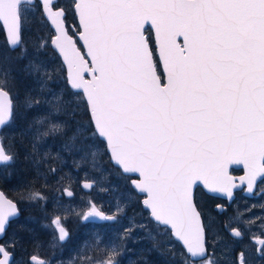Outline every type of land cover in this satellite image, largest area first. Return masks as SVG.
<instances>
[{
    "label": "snow or ice",
    "instance_id": "obj_1",
    "mask_svg": "<svg viewBox=\"0 0 264 264\" xmlns=\"http://www.w3.org/2000/svg\"><path fill=\"white\" fill-rule=\"evenodd\" d=\"M72 8L91 65L65 28L59 0H0V27L12 49L22 44L29 23L52 29L55 34L42 39L37 51L51 46L67 62L70 88L83 90L96 133L106 139L112 158L125 172L142 177L134 183L147 193L143 203L151 216L170 226L189 258L185 264H216L196 188L202 182L208 193L231 199L236 185L227 171L230 164L247 168L241 183L247 180L249 193L258 178L264 179V0H73ZM155 53L166 70L164 82ZM43 67L32 62L28 70L39 73ZM85 72L91 79H84ZM6 86L0 81V127L15 119ZM33 102L26 101L29 107ZM62 131L61 123L51 122L37 139ZM16 159L0 143V165L11 166ZM28 199L46 203L41 191H30ZM91 207L83 219H113ZM18 216L17 205L0 193V239ZM45 227L53 229L55 240L69 235L59 216ZM231 235L243 237L239 229ZM15 244L14 236L0 244V264H15L7 250ZM257 244L264 247V239ZM117 254L113 248L103 264H115ZM29 264L46 262L32 257ZM240 264H246L243 254Z\"/></svg>",
    "mask_w": 264,
    "mask_h": 264
},
{
    "label": "rangeland",
    "instance_id": "obj_2",
    "mask_svg": "<svg viewBox=\"0 0 264 264\" xmlns=\"http://www.w3.org/2000/svg\"><path fill=\"white\" fill-rule=\"evenodd\" d=\"M60 4L66 6L64 0ZM74 19L75 21L71 22L72 29L67 24L66 19L65 22L69 32L75 37L80 46L76 36V33L80 31L76 13ZM41 30V35L33 40L32 48H28L23 43L15 48L19 54L25 53V59L22 60L25 64L29 65L36 62L44 65L41 71L36 74L46 90L47 96L40 99L45 110L37 116L40 119L31 120L30 129L34 124V132L32 130V133L35 134L33 137L36 152L38 151L48 164H56V171L59 172L58 180L60 183L53 201L54 212L51 215H44L45 221L41 222L40 228L47 231L48 227H45V225H50L52 218L59 216L62 218V223H68L72 232L76 231V227H81L83 223V215L86 214L87 210H92L91 206H94L106 215L113 216V220L89 225L83 230L84 236L80 244L83 247L82 251L85 250V246L98 249L97 257L102 264L103 261L109 258L108 250L111 251L113 248L118 253L113 257L115 264L125 262V253L133 251L136 253L140 246L150 252L152 246L142 239L144 236H140L142 232H146L145 227H149L152 231L150 237L153 240V245L158 250L159 256L154 254L153 262L171 264L167 259V249L170 247V249L173 248L174 253L172 260L179 261V264H182L183 261L185 263L186 258L182 255L181 249L178 248L177 241L171 236L169 227L155 223L149 217L148 209L143 207L141 200L145 195H138L139 193L137 194L131 183V180L138 177L124 174L120 168L114 166L111 162L106 142L99 137L94 129L83 93L73 91L67 83L66 68L58 53L51 46L42 51H37L42 39H48L55 34L51 28L45 27L46 31ZM45 70L49 74L47 77L44 75ZM52 86L56 88H52ZM57 97H59V100H57ZM26 101L23 100L20 105L26 108L29 107ZM57 107L60 109L58 113L54 112ZM42 119L43 123H40L39 121ZM51 122L61 123L63 131L55 135L40 136L37 139L38 133L46 131ZM9 125L13 127L12 122ZM70 128H72L71 131H69ZM73 137H75L74 140ZM65 144H72L74 147L66 148ZM92 153H95L94 158ZM8 169H11L10 166H0L1 180L7 177ZM84 179L93 180L96 185L90 191H84L80 185ZM64 188L73 190L74 197H65ZM202 192L201 189L197 190L198 205L203 203L205 199V192ZM28 201L29 199H24V203ZM28 219L31 221L30 217ZM125 230H128L132 235H124ZM132 237L136 239L133 240ZM125 238L138 241L137 245H133L131 240H124ZM118 245L120 247H117ZM123 245L126 246V251H123ZM64 251L65 249H61L60 253ZM164 253L165 256L160 257ZM138 259L133 254L127 264H140ZM74 262L77 264L76 261ZM74 262L69 259L68 254L62 256L56 264H73Z\"/></svg>",
    "mask_w": 264,
    "mask_h": 264
},
{
    "label": "flooded vegetation",
    "instance_id": "obj_3",
    "mask_svg": "<svg viewBox=\"0 0 264 264\" xmlns=\"http://www.w3.org/2000/svg\"><path fill=\"white\" fill-rule=\"evenodd\" d=\"M12 135L13 128L11 125L8 124L2 127L0 137L5 149H7V143L12 139ZM230 172L235 177V182L241 183V180L238 177L243 175L244 170L242 168L233 167ZM202 193H204V191ZM74 195L75 193L68 198H72ZM204 197V202L198 205V209L201 213L203 224L206 226L205 233L208 244V252L209 255L216 261V264H240L241 254H243V259L246 261V264H264V254H262L264 253V247H260L257 244V241L264 239V179H257L251 193L247 191V183L244 182L241 187L233 191L231 199L221 195H207L206 192ZM16 204L19 210V216L11 219L5 239H0V244H5L6 241L11 240L13 236L15 237L16 244L14 250L12 247L7 248V250L12 253L15 264H29L32 257H35L39 261H45L46 264H56L62 256H66L68 254L69 259H71L72 262L76 261L77 264H102L101 260L97 257V254L99 253L98 249L85 246V250L82 251L81 249L83 247L80 243L82 237L84 236V229H86L89 225L103 222H85L83 219L81 227H76V231L73 232L68 226V223H62L69 235L63 241H55L54 237L56 236V233L51 227H48L47 231L40 228L41 222L45 221L44 215L38 214L36 219L30 221L28 219V215L25 214L28 208L25 206L24 200H20L19 202H16ZM217 205H222L224 211L218 209ZM149 217L151 218L150 214ZM26 225H37L42 233L46 232L49 238L52 239V245H50L47 249H44L43 247L41 248L40 244L34 243L36 244L35 248L29 249L28 253L22 257L18 256L19 245H22L24 250L28 249L31 245L28 235L23 237L20 235V229ZM145 228L146 232H142L140 236H144L142 239L152 246V250L148 252L140 246L136 253H134V251L131 253L126 252L125 262L120 264H127L133 254L134 257L139 258L138 262L140 264H157L155 261L153 262L155 258L154 254L157 256L159 255L158 250L153 245V240L150 237V233L152 231H150L149 227ZM232 229H239L243 233V237L235 238L231 235ZM124 235L132 234L129 233L128 230H125ZM131 239L134 240L136 238L132 237ZM131 239L125 238L124 240L128 241ZM133 240H131L132 244L137 245L138 241ZM177 243L179 244L178 248L181 249L184 257L189 259L185 248L178 241ZM117 247H120V245ZM122 247L123 251L127 250L125 245ZM122 247L119 249L121 250ZM61 249H65V251L60 253ZM66 251L68 252L66 253ZM108 252L110 253L111 251L108 250ZM167 254V259L171 262V264L180 263L179 261L172 260V257L174 256L173 248L170 249V247H168ZM164 256L165 253L160 255V257ZM181 263L185 264L184 261ZM73 264H75V262ZM195 264H201V262L196 261Z\"/></svg>",
    "mask_w": 264,
    "mask_h": 264
},
{
    "label": "trees",
    "instance_id": "obj_4",
    "mask_svg": "<svg viewBox=\"0 0 264 264\" xmlns=\"http://www.w3.org/2000/svg\"><path fill=\"white\" fill-rule=\"evenodd\" d=\"M61 2L63 0H59V3ZM64 3L66 4V6H63L66 12L65 19L72 29L71 22L75 21V19L73 20L75 16L72 8L73 1L64 0ZM31 27H38L44 31H46L45 27L49 29L48 26L35 22L26 25L23 31L22 43L28 48L33 47V40L37 38L36 36L32 37ZM53 53L56 54L54 51ZM24 59L25 53L19 54L18 50H12L9 47L4 31L0 27V81L6 80L7 86L4 89L10 93L15 111V119L12 121L13 135L7 143V148L10 153H15L17 156L16 163L10 166L11 169H8L7 177L0 179V185L8 196L18 202L28 199L30 191L36 190L43 193L46 197V203H35L31 200L25 203V206L29 208L25 214L31 220H34L38 214L46 216L53 214V201L60 181L58 180L59 172L49 171V168L57 170V165L48 164L38 151H32V146L35 144L33 137L35 134L32 133L34 124L30 129L31 120L35 121L36 117L45 110L40 99L46 97L47 94L38 75L28 70L29 65L22 61ZM63 74L65 75V73ZM29 97L35 101V103H32L34 105L27 108L22 107L20 103L23 100H28ZM28 153H31L30 158H26ZM33 161L38 163H33ZM47 207L52 210L48 211Z\"/></svg>",
    "mask_w": 264,
    "mask_h": 264
},
{
    "label": "water",
    "instance_id": "obj_5",
    "mask_svg": "<svg viewBox=\"0 0 264 264\" xmlns=\"http://www.w3.org/2000/svg\"><path fill=\"white\" fill-rule=\"evenodd\" d=\"M76 18H77L78 27H79V29H80V31L76 33V36L78 37V40H79V42H80V46H79L78 43L76 42L75 37L69 32L65 20H64V25H65V28H66L67 31H68V34H69V35L73 38V40L75 41L76 47H77V49H79L81 55H83L84 58H85V60L88 61L89 65H91V57H90L89 55H87V45L85 44L84 40L82 39V35H81V33H82V26H81V24H80V22H79V18H78V15H77V14H76ZM2 28H3V27H2ZM3 30H4V33H5V36H6V40L8 41V35H7V33H6V31H5L4 28H3ZM146 35H147V34H146ZM180 39L182 40V38H180ZM7 43H8V42H7ZM16 48H17V47H16ZM11 49H12V48H11ZM55 51L58 53V55L60 56V58H61L63 64L65 65V68H66V75H67V83H68V85H69V82H68V81H69V69H68V66H67V62L64 61L62 55L59 54V52H58L57 50H55ZM156 55H157V58L159 59L160 64H161L162 73H163V77H164V79H163L162 82H164L165 79H166V70L164 69V66H163V63H162V59L159 58L158 53H157ZM153 60H154V62H155V57H154V56H153ZM157 75H159L158 70H157ZM84 79H86V80L91 79V73L85 72V73H84ZM69 86H70V85H69ZM4 90H5V89H4ZM72 90H73V89H72ZM5 91H7V90H5ZM73 91H78V92H82V93H83V90H73ZM7 92H8V91H7ZM8 93H9V92H8ZM83 95H84V98H85V100H86V95H85L84 93H83ZM9 96H10V93H9ZM10 98H11V97H10ZM90 117H91V116H90ZM91 120H92V119H91ZM92 124H93V123H92ZM93 126H94V125H93ZM1 129H2V127H0V131H1ZM94 129H95V127H94ZM95 131H96V129H95ZM99 137H100L102 140H104V141L106 142V148H107V151H108V153H109V155H110V159H111V162L113 163V165L118 166V167L122 170V172H123L124 174L134 175V176H137V177H138L137 179H133L131 182H132V186H133V188H134L139 194L145 195L144 198H143V200H142V203H143V201H144L145 199L148 198L147 193H145V192H141V191L135 186V183H134V182H139V181H141V180H142V177L140 176L139 173L125 172V171L123 170V166L118 165V164L116 163V161L114 160V158H112V156H111V151H110V148L108 147V144H107L106 139L103 138V137H101V136H99ZM0 143H2V141H1V137H0ZM231 166L242 167V168H244V174H243L242 176L239 177L240 180H241L242 178L247 177V175H248V170H247V168H246L243 164H230V165L228 166V169H227L228 174L232 177L233 183L236 185L234 188H232V192H233L235 189L239 188V187L241 186L242 183L236 184V183L234 182L235 177L232 176V175L229 173ZM258 179H259V178H258ZM244 182L247 183V180L245 179ZM86 183H92L93 186H92L91 188L85 187V184H86ZM94 186H95V182L92 181V180H83V181L81 182V187H82V189L85 190V191H90ZM198 186H201V187L207 192V190H206V188L203 186L202 182H198ZM67 189H68V191H71L72 194H73V191H72L71 189H69V188H67ZM63 192H64V195H65V196H67V197H71V196L66 195L65 191H63ZM0 193H3V195H4V197H5L6 199L11 200L9 197H7V196L4 194V192H3L2 190H0ZM207 193H208V192H207ZM208 194H210V193H208ZM211 195H221V196H224V195H222V194H211ZM224 197H227V196H224ZM11 201H12L13 203H15L13 200H11ZM15 204H16V203H15ZM143 206H144L146 209H148V208L144 205V203H143ZM95 210L98 211V212H100V213H102L103 216H108V215H106L104 212H102V211L99 210V209H96V208H95ZM148 210H149V212H150V209H148ZM88 211H91V210H87L86 213H87ZM150 216H151V212H150ZM111 217H113V216H111ZM151 218L154 220V218H153L152 216H151ZM111 220H113V219H111ZM111 220L103 219V218L100 217V216H93V217H90V218L87 219V220L84 219L85 222H88V221L104 222V221H111ZM154 221H155V220H154ZM201 221H202V218H201ZM155 222H156V221H155ZM157 223H158V222H157ZM202 223H203V222H202ZM159 224H160V223H159ZM167 227L170 228V226H167ZM175 239H176V238H175ZM176 240H177V239H176ZM177 241H178V240H177ZM180 243H181V242H180ZM181 244H182V243H181ZM182 246H183V245H182ZM183 247H184V246H183Z\"/></svg>",
    "mask_w": 264,
    "mask_h": 264
},
{
    "label": "bare ground",
    "instance_id": "obj_6",
    "mask_svg": "<svg viewBox=\"0 0 264 264\" xmlns=\"http://www.w3.org/2000/svg\"><path fill=\"white\" fill-rule=\"evenodd\" d=\"M30 32H31V35L32 37L36 36L37 38L41 35V32L42 30L39 29L38 27H31L30 29ZM52 88H56L54 86H52ZM71 102V100H70ZM38 115V114H37ZM36 115V116H37ZM33 117V115H32ZM37 118V117H36ZM33 119V118H32ZM40 119V118H37V120ZM61 120H65V119H61ZM72 128L69 129V131H71ZM4 146V145H3ZM5 148V147H4ZM8 150V151H7ZM6 152L10 153L9 152V149H5ZM2 166V165H0ZM84 180H89V179H84ZM83 181V180H82ZM93 181V180H92ZM95 182V181H94ZM96 185V183H95ZM0 190H2L4 192V194L9 197L11 200H13L15 203L18 202L14 199H12L10 196L7 195V193L2 189L1 185H0ZM24 200V199H23ZM17 205V204H16ZM47 210L50 211L52 209H50L49 207H47ZM20 235L23 237L25 235H28L29 237V241L31 243V245L29 246L28 249H23L22 248V245H19L18 246V256L22 257L24 256L26 253H28V250L29 249H33L35 248V245L34 243H37V244H40L41 245V248L43 247L44 249H47L50 245H52V239L49 238V236L45 233H42L40 231V228L37 226V225H26V226H23L21 229H20ZM44 236V237H43ZM33 243V244H32Z\"/></svg>",
    "mask_w": 264,
    "mask_h": 264
}]
</instances>
